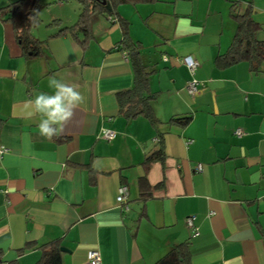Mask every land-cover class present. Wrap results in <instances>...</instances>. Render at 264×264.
Segmentation results:
<instances>
[{"label":"crops","instance_id":"crops-1","mask_svg":"<svg viewBox=\"0 0 264 264\" xmlns=\"http://www.w3.org/2000/svg\"><path fill=\"white\" fill-rule=\"evenodd\" d=\"M19 1L0 4L1 262L37 264L41 247L59 240L64 264H90L91 252L100 253L101 264H155L184 242L192 264H264V70L215 63L236 34L232 7L240 14L252 8L264 40V0L119 8L152 72L158 130L145 118L119 115L117 93L134 86V73L118 50V23L93 17L84 49L70 34L52 37L77 22L79 3L48 1L47 12L38 13L45 30L36 24L32 31L42 51L28 56L7 21ZM54 21L61 26L50 27ZM188 56L199 63L194 75L181 63ZM53 76L84 99L64 133L49 140L38 134L39 117L28 116V101L52 94ZM192 79L204 84L196 96L186 90ZM187 117L184 127L169 124ZM105 130L115 133L113 140L102 138ZM159 133L164 161L146 171ZM145 175L152 196L142 200ZM122 187L128 211L119 203ZM192 216L196 237L186 225Z\"/></svg>","mask_w":264,"mask_h":264},{"label":"trees","instance_id":"trees-1","mask_svg":"<svg viewBox=\"0 0 264 264\" xmlns=\"http://www.w3.org/2000/svg\"><path fill=\"white\" fill-rule=\"evenodd\" d=\"M33 0L19 1L12 11L8 22L12 23L15 30L16 39L21 44V48L26 55H40L44 42L37 40L32 34L33 29L38 21V13L43 6H49L52 2L41 4L42 0H36L35 6L30 15V6ZM57 2H67L69 0H56ZM81 6L80 15L77 22L70 27L63 28L59 33L52 36H62L70 34L85 49L91 39L90 27L91 21L95 16H106L117 19L122 31V40L118 44V50L126 53L130 60L134 73V86L125 91L117 93L119 106V115L124 117L128 122L140 117L145 118L149 123L158 130L161 122L156 118L153 110V103L158 100L159 95L151 91V76L147 66L142 58V45L132 40L130 36V23L122 18L119 14V8L123 5H144L155 4L159 0H106L103 5L98 0H76ZM2 12V8H0ZM232 18L236 22L237 29L234 39L226 53L217 57L215 63L218 69H226L234 65L246 62L252 73L258 74L264 70V40L258 39V34L262 27L258 24L252 14V8L248 7L242 14L233 13ZM61 26V21H54L49 26ZM190 117L183 119H172L169 124L186 126ZM157 144L154 152L145 162L146 171L157 160L164 161V137L162 133L158 134ZM141 199L151 198V187L147 180V175L140 178L139 181ZM31 247V246H29ZM41 258L37 264H64L61 241H53L41 247ZM2 254L0 252V264ZM7 264H17L11 262ZM155 264H192V253L190 244L187 242L174 245L169 252Z\"/></svg>","mask_w":264,"mask_h":264},{"label":"clouds","instance_id":"clouds-1","mask_svg":"<svg viewBox=\"0 0 264 264\" xmlns=\"http://www.w3.org/2000/svg\"><path fill=\"white\" fill-rule=\"evenodd\" d=\"M48 87L54 90L52 94L40 92L28 101V116L39 117L38 134L50 140L64 133L84 98L75 86L54 76L49 78Z\"/></svg>","mask_w":264,"mask_h":264},{"label":"built area","instance_id":"built-area-1","mask_svg":"<svg viewBox=\"0 0 264 264\" xmlns=\"http://www.w3.org/2000/svg\"><path fill=\"white\" fill-rule=\"evenodd\" d=\"M110 20L114 23H117V19L110 18ZM167 60V58L165 59ZM181 63L186 65L188 69L190 70L191 74L194 75L199 63L197 60H195L193 57L188 56L184 57L181 60ZM204 86L201 82H199L196 79H192L189 81L186 85V90L191 96H196L200 91L201 88ZM236 134L238 136H242L244 133L243 131H237ZM115 137V133L112 130H105L102 134V138L107 141L113 140ZM158 142V140H156ZM198 172H202V167L199 165L197 168ZM120 196H119V203L122 206L124 211H128V192L126 187L120 188ZM187 227L193 232V236L196 237L200 234L199 228L196 226V217L192 216L187 218L186 220ZM89 263L90 264H101V256L99 252H91L89 254Z\"/></svg>","mask_w":264,"mask_h":264},{"label":"rangeland","instance_id":"rangeland-1","mask_svg":"<svg viewBox=\"0 0 264 264\" xmlns=\"http://www.w3.org/2000/svg\"><path fill=\"white\" fill-rule=\"evenodd\" d=\"M7 1H8V0H0V4H5V3H7ZM47 1H51V0H46V2H47ZM70 2H71L72 4H77L75 0H69V1L67 2V4L70 3ZM43 7H44V11H43V12H44V14H45V13L47 12L48 9H47V6H43ZM43 7H42V8H43ZM37 24L39 25V27L41 28V30H45V27H44L45 25H43V24H42L41 22H39V21H38Z\"/></svg>","mask_w":264,"mask_h":264},{"label":"water","instance_id":"water-1","mask_svg":"<svg viewBox=\"0 0 264 264\" xmlns=\"http://www.w3.org/2000/svg\"><path fill=\"white\" fill-rule=\"evenodd\" d=\"M98 1H100L103 5L106 4V0H98ZM35 3H36V0H33L32 3H31V6H30V11L28 12L27 15H30L31 11L33 10V8H34V6H35ZM62 251H63V252H66L67 250L64 249V248H62Z\"/></svg>","mask_w":264,"mask_h":264}]
</instances>
